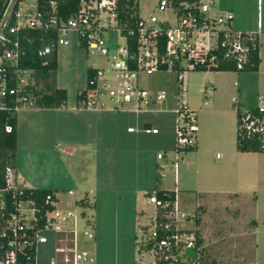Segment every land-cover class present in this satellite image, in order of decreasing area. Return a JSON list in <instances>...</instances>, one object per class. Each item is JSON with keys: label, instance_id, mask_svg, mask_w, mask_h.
<instances>
[{"label": "rangeland", "instance_id": "374dc122", "mask_svg": "<svg viewBox=\"0 0 264 264\" xmlns=\"http://www.w3.org/2000/svg\"><path fill=\"white\" fill-rule=\"evenodd\" d=\"M137 1L139 15L152 12L159 19L175 21V14L169 7L163 11L156 9L158 0ZM211 1L210 14L230 10L233 28L258 32V69L220 71L187 68L185 64V91L181 90L177 73L171 68L141 74L138 79L141 86L153 95L165 93V100L156 101L154 111L147 114L135 112L131 104H127L125 110L91 111L77 106L76 93L86 84L87 67L106 68L120 60L117 48L124 44V37L117 29L109 28L103 33L108 47L105 55L79 46L73 30L64 35L69 41L67 44L57 45V66L47 81L66 90L62 107L65 112L59 114L56 121L65 133L53 136L52 143L56 144L61 161L81 177L78 175L80 179L70 186L63 179L60 182L65 185L56 191V210L61 214L69 211L71 216L65 221L59 220L58 231L48 228L40 232L46 237V242L38 243L35 249V258L40 262L47 263L61 256L62 252L55 250L58 246L64 247V251L74 246L75 251H84L85 256L139 255L136 244L142 236L141 226H147L157 211L148 196L133 189L135 185L152 191L157 187L174 189L176 215L173 218L171 210L172 220L175 227L185 233H188L185 229L194 225L193 216L198 205L206 208L205 229L227 221L239 233L241 218L247 229L253 227L251 219L264 220V210L252 204V195L264 197V151L240 153L235 149L236 107L264 106V0ZM39 86H43V81H39ZM181 98L195 114L193 147L196 148L187 151L175 149L172 110ZM111 105L106 104L107 107ZM29 111L31 108H22L16 114L20 116ZM44 118L48 120L47 116ZM30 120L24 118L23 125ZM145 122L156 126L159 132H142L140 128ZM128 126L136 130L127 132ZM118 150L123 156L117 154ZM137 151L141 153L140 159ZM157 153L164 157L156 158ZM175 155L179 157L176 182L168 162L161 170L164 177L159 180L158 163ZM244 177L255 179L254 192L239 198L226 211L223 207L226 202L217 190L236 188L241 191L244 187L239 181ZM81 199L86 204L76 203ZM237 208L242 211L241 218L233 214ZM85 232L92 236L88 237ZM255 235L257 244L247 249L250 258H255L251 264H264V222L259 223ZM142 253L154 257L153 251ZM204 253L205 262L210 254L207 249Z\"/></svg>", "mask_w": 264, "mask_h": 264}, {"label": "built area", "instance_id": "2783aa9c", "mask_svg": "<svg viewBox=\"0 0 264 264\" xmlns=\"http://www.w3.org/2000/svg\"><path fill=\"white\" fill-rule=\"evenodd\" d=\"M212 1L195 2L184 0H158L156 9L163 11L169 7L175 14V21L159 19L155 13L146 16L139 15L135 28L122 32L117 20V0H80L78 10L66 20H57L55 16L41 17L37 13L36 0H0V110L15 113L22 108L35 107V81L32 70L22 68L20 61L25 56L23 40L27 39L26 32L30 29L56 28L55 47L58 44H67L64 35L68 30L76 32L78 42L93 53L107 54L108 47L103 35L109 28H115L124 37V44L118 45L120 60L108 67H91L92 73L86 84L77 91V106L92 111L104 109H123L127 104L137 113L154 111L153 104L165 100V93L153 95L148 89L139 84V75L151 74L155 70L167 68L176 69L177 79L182 91L186 90L183 70L185 64L190 68H208L216 65L215 49L223 50L225 56L231 57L235 66L242 69L248 61L247 41L258 36L257 31L235 29L232 26L233 14L230 10L224 13L210 14ZM136 37L135 49L130 51L127 36ZM52 50V45L39 47L37 54L43 56ZM235 101V98L232 97ZM112 103L107 107V103ZM113 106V107H112ZM174 112V134L176 136V150L185 151V148L195 144V114L188 109L186 100L181 98ZM238 117V129L246 135H257L264 147V116L241 110ZM258 111H264V106H258ZM10 130V125L4 126ZM128 131H135L132 126ZM140 130L147 134L159 132L156 126L149 122L142 124ZM164 155L157 153V158ZM172 166L174 182L177 178L179 157L175 155L167 161L158 163L161 172L167 164ZM5 185L0 187V264H18L19 258L27 249H35L38 243L46 242V237L40 232L52 228L59 230V220L65 221L71 216L67 211L61 214L56 210L54 192L44 197V203L53 205L52 209L44 212L45 219L38 225L37 209L33 198L27 197L25 188L15 185L14 169L5 170ZM71 193V190H68ZM148 199L162 208L167 206L155 196ZM176 215L175 201L173 207L162 213L165 220H157L156 215L151 218L142 233L143 244L151 243L156 259L164 264H198L187 256V249L195 247L193 233L165 231L175 227L172 220ZM74 224V221H73ZM88 237L92 234L85 232ZM202 246L195 247L197 250ZM58 246L56 251L62 252L63 257H72L74 264L85 256L84 251H75L70 246L64 251ZM70 252V254H69ZM33 262V264H34ZM54 264V259L50 260Z\"/></svg>", "mask_w": 264, "mask_h": 264}, {"label": "trees", "instance_id": "16d2710c", "mask_svg": "<svg viewBox=\"0 0 264 264\" xmlns=\"http://www.w3.org/2000/svg\"><path fill=\"white\" fill-rule=\"evenodd\" d=\"M178 1V0H175ZM195 2L197 0H184ZM80 0H36L37 13L41 17L50 18L55 16L57 20H66L72 16L79 8ZM117 20L122 27V32L128 35V31L131 28H135L137 21L139 19L138 14V1L137 0H117ZM27 39L23 40L25 47V56L21 58L20 66L22 68L31 69L33 72V78L35 81L34 94L36 95L35 107H61L64 106L66 100V90L60 86L51 85L48 80L49 76L53 71H55L57 66V56L55 47V35L56 28L51 27L48 29H30L26 32ZM129 42L130 51L135 49L136 37L129 35L127 36ZM46 44L52 45V50L40 56L37 54L39 47ZM248 46V61L245 63L242 69H238L235 66V62L231 57L225 56L223 50L215 49L210 51L215 55L217 64L211 65L208 70H257L260 62L259 58V39L256 36L252 41L246 42ZM79 46H83L82 43L78 42ZM176 71V69H173ZM177 72V71H176ZM92 73V68L89 66L86 69V79ZM39 81H43V86H39ZM78 98L76 93V99ZM251 112L257 113L259 116H264V111L259 112L258 106L249 108ZM236 117H237V134H236V149L238 151H264L262 147V141L257 135L249 136L238 129V117L242 113L241 109L236 107ZM6 124L10 125V130H5L4 126ZM195 147L185 148V151L192 150ZM16 164V114L8 111L0 110V187L4 186L5 183V170L7 167L15 169ZM158 179L161 177L158 174ZM25 193L27 197L33 198L35 201L37 209L38 225L41 226L44 222L45 215L44 212L47 209H52L53 205L45 204L44 197L47 193L53 192L48 188H25ZM146 196H155V198L161 202H166L167 206L165 208L156 205V218L157 220H165L162 217L163 212L169 211L174 204L176 198V191L174 189H164L157 187L156 189L149 190L146 192ZM53 199L56 201L55 195ZM81 205L86 204L83 199L76 201ZM195 216V215H194ZM195 224H198L197 218L194 219ZM147 226H141V234L146 230ZM168 234L174 232H185L180 229H175L171 227L165 231ZM188 232V231H187ZM195 247L200 246L202 239L199 236L196 229L193 231ZM141 237V236H140ZM137 252L142 254V252L152 251L151 243L143 244L141 238L137 241ZM188 248L187 256L192 258L193 261L198 264L204 263V249ZM155 257V255H154ZM34 262V252L33 249H27L26 252L19 258L18 264H33ZM155 264H164V261L156 259ZM185 264V263H181ZM191 264V263H190Z\"/></svg>", "mask_w": 264, "mask_h": 264}, {"label": "crops", "instance_id": "0c3cea01", "mask_svg": "<svg viewBox=\"0 0 264 264\" xmlns=\"http://www.w3.org/2000/svg\"><path fill=\"white\" fill-rule=\"evenodd\" d=\"M62 107L63 106L32 107L29 113L20 116L16 114L15 185L22 188L51 189L57 200L56 191L58 190V187H63V185H65L64 183H67V186L75 184L77 179H80L81 177L78 173H72L70 167L61 161L59 152L55 147L56 144L52 143L53 136L56 138L58 135L65 133L64 129L62 131V128L58 125V122H56L57 116L65 112V109L63 110ZM238 108L241 109L240 107ZM45 116L48 117V120H45ZM26 117L31 120L26 126H24L23 119ZM127 132L133 131L127 130ZM65 143L67 142H64V144ZM82 145L85 146V144ZM238 152L247 153L254 151ZM117 154L123 156L122 151L118 150ZM136 154L138 157L141 156L139 151H137ZM78 175L80 177H78ZM62 179L64 180L63 184L60 183ZM239 184L244 187L241 191L236 188L230 190H217V193H219L226 202L223 206L226 211L234 205L235 201L239 200V198L245 194L250 196V194L254 192L253 188L256 183L254 178L245 179L244 177L240 179ZM133 189L136 191H142L145 196L146 192L149 191L147 188L141 187L140 185H135ZM87 193H89V191H87ZM252 199L253 205H260L261 210H264V197L259 198L257 195H252ZM195 211L193 219L197 218L198 224L196 225L194 221L193 227L185 230H187L188 233H191V231L196 229L201 237V246L204 249V252L205 249H207L208 254H210L205 260V264H251V262L254 261L255 258H250V252L247 249H250V245L255 246L257 244L255 232L259 223L264 222V220L256 218L251 219L250 221L253 227L247 229L243 226V218H241L242 211L237 208L233 211V214L238 215V217L241 218L240 226H242V228L239 229V233L235 232L227 221L215 225L210 229H205L204 213H206V208L203 205H198ZM262 215H264V212H262ZM232 249L234 252H230ZM143 254L144 253L132 256L90 255L84 256L77 261L76 264H155V257ZM50 260L47 263H43L35 258L34 264H50ZM54 264H74V262L72 257H68L66 260L65 257L58 256L57 258H54Z\"/></svg>", "mask_w": 264, "mask_h": 264}]
</instances>
